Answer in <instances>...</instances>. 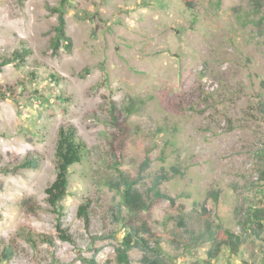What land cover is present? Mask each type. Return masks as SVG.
Listing matches in <instances>:
<instances>
[{"label": "rangeland", "instance_id": "1", "mask_svg": "<svg viewBox=\"0 0 264 264\" xmlns=\"http://www.w3.org/2000/svg\"><path fill=\"white\" fill-rule=\"evenodd\" d=\"M60 6L73 48L56 53L53 8ZM262 16L253 0H0V56L21 40L33 52L0 71V92L17 91L0 98V255L13 250L2 264H83L81 256L118 264L127 229L116 216L119 207L126 212L116 166L137 176L147 155L141 188L160 177L159 187L188 218L178 235L168 199L146 212L164 234L167 257L175 264H264V230L255 218L245 222L264 208L257 169H264ZM113 106L128 126L123 140ZM67 124L87 152L70 167L59 217L46 188L57 175L58 133ZM32 157L36 168L20 167ZM81 204L89 206L88 220L78 214ZM59 224L73 241L60 238ZM228 231L241 236L239 253L223 243L213 252ZM130 254L141 264L139 248Z\"/></svg>", "mask_w": 264, "mask_h": 264}, {"label": "trees", "instance_id": "2", "mask_svg": "<svg viewBox=\"0 0 264 264\" xmlns=\"http://www.w3.org/2000/svg\"><path fill=\"white\" fill-rule=\"evenodd\" d=\"M188 5L192 0H184ZM254 6L258 10H264V0H253ZM58 13V23L55 26V36L52 40V48L54 52H58L59 48L63 47L67 51H71L73 48V40L67 33V21L65 18V8L63 6L53 8ZM262 24L264 27V16H262ZM32 49L26 44L24 40L20 41L18 47L12 52L10 56H0V71L9 64H23L32 55ZM53 82H59V76L51 74ZM38 93V91H36ZM17 91L12 86L6 88L5 92H0V98H15ZM40 102H44L43 95H37ZM66 100V96H62ZM130 111V106L127 108ZM112 115L115 118L117 125L118 138L120 140L129 136L128 126L125 124V119L120 120L122 117V110L117 109L116 106L112 107ZM133 143L137 147L140 146L139 140L136 137L132 139ZM87 152V143L78 134L77 129L72 124L62 125L58 133V141L56 148L57 157V175L55 180L46 188L47 201L58 212L59 217L63 213L62 201L67 196L69 189V173L70 167L76 163L81 162ZM258 158L264 157V148L261 150ZM39 164L37 157L27 159L21 168H36ZM150 166V157L147 155L145 161L141 165V170L137 176H133L126 172L121 166H116V172L118 181L114 184L122 196V204L125 208V214L122 213V208L119 207L116 212L117 219L121 221L122 225L127 229L123 238L116 247L115 260L118 264H134L131 257V251L134 248H139L143 255L140 259L141 264H175L171 257H167L163 248L164 234L162 232L154 231L151 227L149 219L146 215L149 207L162 199H168L170 203V209L173 212L174 226L171 231L181 235L186 229L188 224V218L185 212V206L177 202L176 198L170 194L164 192L160 187V177L156 178L153 183L147 188L143 189L140 186L141 181L144 179V171ZM259 172V178L264 180V169L257 166ZM88 205L81 204L78 209L80 217L88 220L89 212ZM2 213L0 212V218ZM257 219L258 231L264 230V208L256 209L254 212H250L245 222H252L253 219ZM60 238L66 241H73V237L61 224L58 225ZM105 237V236H101ZM172 243L179 242L177 238L169 236L168 238ZM219 240V241H218ZM217 244L213 248V252L219 253L221 246L227 244L232 254H238L243 240L241 236L235 232L228 231L222 232L217 239ZM210 253V258L215 255ZM13 250L11 247L4 248L0 255V264L3 261L11 258ZM83 264H98L97 259L88 258L85 256L80 257ZM209 262V260H207Z\"/></svg>", "mask_w": 264, "mask_h": 264}]
</instances>
